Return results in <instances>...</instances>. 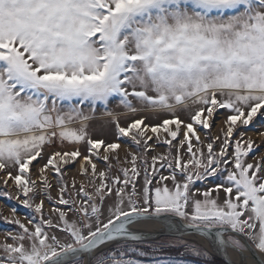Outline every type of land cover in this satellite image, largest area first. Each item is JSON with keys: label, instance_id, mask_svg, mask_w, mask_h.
I'll list each match as a JSON object with an SVG mask.
<instances>
[{"label": "snow or ice", "instance_id": "1", "mask_svg": "<svg viewBox=\"0 0 264 264\" xmlns=\"http://www.w3.org/2000/svg\"><path fill=\"white\" fill-rule=\"evenodd\" d=\"M257 118L264 0H0V264H264Z\"/></svg>", "mask_w": 264, "mask_h": 264}, {"label": "rangeland", "instance_id": "2", "mask_svg": "<svg viewBox=\"0 0 264 264\" xmlns=\"http://www.w3.org/2000/svg\"><path fill=\"white\" fill-rule=\"evenodd\" d=\"M116 106V101L113 100L109 107L110 108H114L115 109ZM117 111H122V109H115ZM223 111H221L220 116L217 117V124L213 126V128L210 130L212 135H217L219 134V120L223 118ZM149 123H155V119L154 118H149ZM104 125V118L101 116V112L98 111L97 112V120L95 122H93L92 124V131H93V135L94 138H100L103 137L106 140L111 141L112 139H114V131L113 128L109 125V126H103ZM244 130V129H241ZM246 131V137L247 136H251L252 139L261 145V147L257 150V152L255 153V155L259 156L260 154L264 153V137L259 136L257 133L260 131H264V118H257L254 122V126H249V128ZM84 149L82 148V151ZM160 151H164L165 149L163 147H161L159 149ZM121 155H123V152H121ZM249 162H253L252 161V156H249ZM42 163V162H41ZM74 171V169H73ZM0 187H2V185H0ZM53 196H55V192H53ZM11 203L14 202H10V201H6L3 199H0V209L3 210V214L4 215H10V208L8 207V205H10ZM27 210L24 208H20L18 214L23 217L26 214ZM6 225L3 224L2 222H0V229L5 228ZM3 239V235L0 234V240ZM189 240H195L193 238H186ZM149 243L151 241H148ZM198 242V241H197Z\"/></svg>", "mask_w": 264, "mask_h": 264}, {"label": "water", "instance_id": "3", "mask_svg": "<svg viewBox=\"0 0 264 264\" xmlns=\"http://www.w3.org/2000/svg\"><path fill=\"white\" fill-rule=\"evenodd\" d=\"M186 238H193V239L197 240L199 243H204V241L200 240V238H198V237H191V236H189V237H186ZM230 255H232V257L234 259L236 258V256H235L234 253H230Z\"/></svg>", "mask_w": 264, "mask_h": 264}]
</instances>
